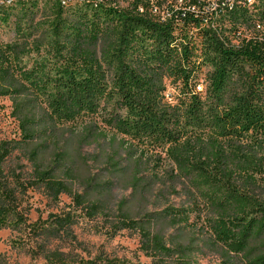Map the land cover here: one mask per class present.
I'll return each mask as SVG.
<instances>
[{"label": "trees", "instance_id": "16d2710c", "mask_svg": "<svg viewBox=\"0 0 264 264\" xmlns=\"http://www.w3.org/2000/svg\"><path fill=\"white\" fill-rule=\"evenodd\" d=\"M39 1L49 8L38 20L37 0L0 6L6 15L24 11L17 38L0 42V98L19 131L0 142V221L9 210L2 203L17 202L13 180L56 201L69 196L73 210L104 217L113 232L137 231L151 259L99 254L67 263L55 250L57 264H190L194 253L264 264V183L254 177L262 165L245 143L264 134V0L165 21L147 0L76 8ZM43 46L51 60L24 61ZM16 151L32 166L28 180L4 173ZM160 153L163 176L150 173ZM157 186L183 192L185 204L205 214L207 232L185 227L187 208H162ZM116 191L129 195L117 199ZM71 212L60 222L66 230ZM45 223L29 226L56 236Z\"/></svg>", "mask_w": 264, "mask_h": 264}, {"label": "rangeland", "instance_id": "374dc122", "mask_svg": "<svg viewBox=\"0 0 264 264\" xmlns=\"http://www.w3.org/2000/svg\"><path fill=\"white\" fill-rule=\"evenodd\" d=\"M127 4L128 0H117L119 7H125ZM48 8L49 5L46 1L37 0L34 9L37 14L36 20ZM23 13L22 9H17L10 15L0 11V42L9 43L17 38L16 29ZM252 30L246 24L241 27L244 37H249ZM53 56L54 53L49 51L48 46H43L39 53L30 54L25 57L24 61L51 60ZM206 70V68H203L200 75H203ZM170 91L173 92L172 89ZM10 113V102L7 98H0V142L18 136L17 122L11 117ZM245 143L250 153L261 160L262 170L254 174V177L259 184H263L264 134L254 135ZM159 157L151 161L150 173L163 176L166 171L164 154L160 153ZM4 173L14 174L22 180H28L32 177V166L16 151L7 160ZM10 182V187H16L17 202L2 203L6 207L5 210H9L2 214V220L0 221V264H57L52 257V252L55 250L62 253L61 257L67 263H74L80 259H92L99 254L122 258L130 263H149L151 261L139 250V234L137 231L117 230L113 232L111 222L104 217L89 218L85 216L81 209L73 210L71 198L67 195H61L56 201L50 198L39 185L23 191L21 187L17 188L14 185L13 180H10ZM163 187L165 186H157L155 189V194L162 192L165 194L167 204L161 207L187 208L188 218L185 227L192 230L196 235L205 234L207 232L205 214L193 209L189 204H185L188 202L183 192L176 195L170 193L167 186L166 188ZM115 194L117 199H122L127 197L129 192L116 191ZM162 203H165V201H162ZM69 211L72 212L68 230H66V227L60 225V222L64 216H67ZM54 217H57V220H54ZM37 221H40L41 224L46 221L45 225L56 227V231H54L56 236L51 237L31 231L29 225H33ZM45 243L46 245H43ZM43 246L45 248H42ZM43 251H46V255H49L46 256L47 258L44 256ZM47 251L49 252L47 253ZM190 264L224 263L211 253H194Z\"/></svg>", "mask_w": 264, "mask_h": 264}, {"label": "built area", "instance_id": "2783aa9c", "mask_svg": "<svg viewBox=\"0 0 264 264\" xmlns=\"http://www.w3.org/2000/svg\"><path fill=\"white\" fill-rule=\"evenodd\" d=\"M63 1L59 0L62 7ZM103 1L107 2L108 0ZM225 4H234V0H152L153 14L159 21L172 19L189 12L211 14L217 7H222ZM139 11L145 12V7H142V4L139 6ZM197 89L198 91L203 90L200 86Z\"/></svg>", "mask_w": 264, "mask_h": 264}, {"label": "bare ground", "instance_id": "6f19581e", "mask_svg": "<svg viewBox=\"0 0 264 264\" xmlns=\"http://www.w3.org/2000/svg\"><path fill=\"white\" fill-rule=\"evenodd\" d=\"M17 1L18 0H0V6H5V7L13 6V5H15V3ZM54 1L58 2L61 5V2H59V0H54ZM147 1L150 4H152V0H147ZM249 1H252V0H249ZM85 2H92V3L97 4V5L99 3H104L103 0H64L63 1V7H70V6H74L76 4H82V3H85Z\"/></svg>", "mask_w": 264, "mask_h": 264}]
</instances>
